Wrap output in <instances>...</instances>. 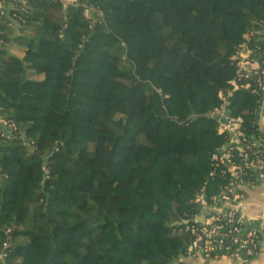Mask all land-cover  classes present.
Masks as SVG:
<instances>
[{"label":"trees","instance_id":"trees-1","mask_svg":"<svg viewBox=\"0 0 264 264\" xmlns=\"http://www.w3.org/2000/svg\"><path fill=\"white\" fill-rule=\"evenodd\" d=\"M85 1L28 0L2 33L0 264H169L228 180L207 111L264 0Z\"/></svg>","mask_w":264,"mask_h":264},{"label":"built area","instance_id":"built-area-1","mask_svg":"<svg viewBox=\"0 0 264 264\" xmlns=\"http://www.w3.org/2000/svg\"><path fill=\"white\" fill-rule=\"evenodd\" d=\"M60 1L64 6L82 5L84 15L92 16L94 7L85 0ZM27 2L0 0V23L6 27L0 30L1 47L8 44L3 31H20L22 19L16 10L23 9ZM256 24L242 33L230 55L234 73L217 91L218 102L207 111L217 133L224 137L211 152V173L225 175L228 180L219 192L210 195L202 185L195 197L199 209L185 219L191 239L185 251L169 264H213L208 261L223 258L245 264L261 251L264 211L250 216L238 206L246 186L264 182V16ZM238 90L253 94L252 109L235 110L233 97ZM4 124L0 117V126Z\"/></svg>","mask_w":264,"mask_h":264},{"label":"crops","instance_id":"crops-1","mask_svg":"<svg viewBox=\"0 0 264 264\" xmlns=\"http://www.w3.org/2000/svg\"><path fill=\"white\" fill-rule=\"evenodd\" d=\"M241 207L248 215H257L260 211H264V182L257 181L245 187V196L239 201ZM213 264H239L231 262L228 259L209 260ZM245 264H264V231L261 237V251L259 255L252 258Z\"/></svg>","mask_w":264,"mask_h":264},{"label":"rangeland","instance_id":"rangeland-1","mask_svg":"<svg viewBox=\"0 0 264 264\" xmlns=\"http://www.w3.org/2000/svg\"><path fill=\"white\" fill-rule=\"evenodd\" d=\"M22 33L29 34V31L24 30ZM11 44H14V40H13V39H11V40L8 42V44H7L6 47L10 48V50H11L10 52H14V51H15L14 48H13V47H10ZM15 52H16V51H15Z\"/></svg>","mask_w":264,"mask_h":264}]
</instances>
